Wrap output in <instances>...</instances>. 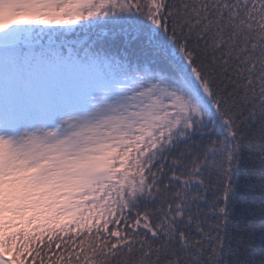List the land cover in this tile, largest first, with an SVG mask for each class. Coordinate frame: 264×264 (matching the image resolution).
Instances as JSON below:
<instances>
[{
	"label": "snow or ice",
	"instance_id": "1",
	"mask_svg": "<svg viewBox=\"0 0 264 264\" xmlns=\"http://www.w3.org/2000/svg\"><path fill=\"white\" fill-rule=\"evenodd\" d=\"M0 264H264V0H0Z\"/></svg>",
	"mask_w": 264,
	"mask_h": 264
}]
</instances>
